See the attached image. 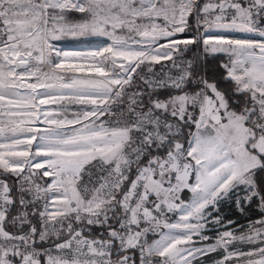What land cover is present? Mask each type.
<instances>
[{"label": "snow or ice", "instance_id": "obj_1", "mask_svg": "<svg viewBox=\"0 0 264 264\" xmlns=\"http://www.w3.org/2000/svg\"><path fill=\"white\" fill-rule=\"evenodd\" d=\"M0 264H264V0H0Z\"/></svg>", "mask_w": 264, "mask_h": 264}, {"label": "trees", "instance_id": "obj_2", "mask_svg": "<svg viewBox=\"0 0 264 264\" xmlns=\"http://www.w3.org/2000/svg\"><path fill=\"white\" fill-rule=\"evenodd\" d=\"M221 214L224 215L225 217L238 220L240 223H246V218L244 216L239 215L236 212L234 206L230 204L223 205Z\"/></svg>", "mask_w": 264, "mask_h": 264}, {"label": "rangeland", "instance_id": "obj_3", "mask_svg": "<svg viewBox=\"0 0 264 264\" xmlns=\"http://www.w3.org/2000/svg\"><path fill=\"white\" fill-rule=\"evenodd\" d=\"M60 46L65 48V50H84V49L94 47L93 44L74 42V41L62 42ZM211 234H214V233H210V235Z\"/></svg>", "mask_w": 264, "mask_h": 264}]
</instances>
